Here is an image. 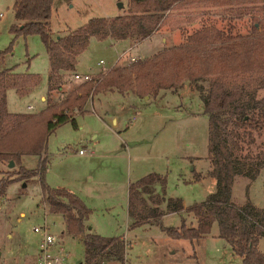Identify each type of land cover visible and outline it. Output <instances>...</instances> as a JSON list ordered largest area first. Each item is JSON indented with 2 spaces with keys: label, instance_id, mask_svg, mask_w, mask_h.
Returning a JSON list of instances; mask_svg holds the SVG:
<instances>
[{
  "label": "rangeland",
  "instance_id": "obj_1",
  "mask_svg": "<svg viewBox=\"0 0 264 264\" xmlns=\"http://www.w3.org/2000/svg\"><path fill=\"white\" fill-rule=\"evenodd\" d=\"M14 1L0 0V52L11 46L0 69L14 67L17 73L35 74L39 84L31 96L24 98L8 90L7 110L36 114L42 110L39 96L45 95L47 89L48 55L39 36L14 38L9 32L17 23L12 10ZM128 1L53 0L49 20L52 36H66L90 19L126 15ZM227 23L228 18L222 17L217 8L208 11L176 8L168 14L153 39L141 42L132 54L137 60L150 57L159 52L162 39H166L165 46L170 47L203 26L227 30ZM249 26L250 18L246 17L238 22L237 28L245 34ZM260 30L264 32V20ZM104 42L90 40L79 58L82 71L109 69L125 50L120 46L111 48ZM101 60L104 64L100 67ZM128 61L129 57H123L115 66H123ZM210 79L198 84L185 82L179 91H161L147 104L141 101L137 113L132 105L139 101L134 102L138 98L131 94L108 93L94 96L93 101L90 96L83 114L75 116L77 128L69 122L58 126L46 136L44 151L39 157L22 156L21 164L26 170H34L39 160L47 159L44 180L49 188L71 190L69 192L80 199L76 192L88 197L94 216L90 224L86 222L87 229L94 225L95 233L102 237L127 236L130 246L125 251L124 263L104 261V264H241V259L218 238L216 222L204 240L192 243L169 239L155 225L144 224L129 231L126 223L128 186L148 174L164 176L166 185L163 192L157 190L158 193L166 198L181 199L185 209L205 201L215 192V180L209 174L213 167L207 158L208 118L203 114L202 102ZM226 80L264 99V73L234 74ZM29 105H33L32 111L27 110ZM113 116L117 117V128L110 123ZM241 146V156L248 155V158L240 160L242 174L235 178L232 201L239 206L253 205L262 217L264 165L254 178L252 176L256 163L264 160V135L253 146L247 147L246 143ZM80 150L88 151L89 156H80ZM105 154L108 157H103ZM16 172L17 167L8 168L4 163L0 166V180L13 179ZM161 207L165 208V204ZM181 215L187 224L192 221L186 212ZM180 220L179 216L167 218L165 225L177 227ZM44 224L55 238L56 247H62L66 253L65 264L83 263L82 242L65 233L60 215L49 212L38 177H35L30 182H12L0 197V264H35L41 234L34 233L33 228ZM259 249L264 250V237Z\"/></svg>",
  "mask_w": 264,
  "mask_h": 264
},
{
  "label": "trees",
  "instance_id": "obj_2",
  "mask_svg": "<svg viewBox=\"0 0 264 264\" xmlns=\"http://www.w3.org/2000/svg\"><path fill=\"white\" fill-rule=\"evenodd\" d=\"M53 0H15L12 6L17 21L9 32L14 38L39 36L49 58L47 105L36 114H12L7 110L6 93L14 90L27 95L37 84L31 74L0 72V162L17 167L13 179L0 180V197L9 184L38 177L42 196L49 212L60 215L65 233L82 239L84 258L81 264L124 263L127 244L120 237H102L88 232L86 222L91 210L75 194L51 189L45 184L46 158L39 160L34 170L21 164L24 155L40 156L46 136L58 126L70 123L76 128L75 116L83 114L88 98L102 92L132 93L139 99L156 97L161 91L181 88L185 82L198 84L211 78L203 98V114L208 118V160L213 170L215 192L205 201L184 208L180 199H165L164 176L152 173L128 186V215L131 228L152 222L172 240L198 242L206 238L213 223L218 225L222 239L241 264H264V250L259 249L264 237V214L251 204L239 206L232 201L235 178L242 174L241 144L253 146L264 135V99L248 92L244 86L230 85L226 79L236 74L264 73V0H129L127 14L113 18L90 19L68 35L54 38L49 20ZM179 10L208 11L217 8L228 18L227 30L203 26L184 35L177 45L163 48L156 54L133 63L115 67L80 84L65 94L59 102L49 99L60 94L62 74L73 73L77 58L89 46L90 40L130 41L135 44L158 32L168 14ZM250 18L249 30L243 34L238 22ZM11 51L0 52V63ZM264 84V83H263ZM262 84V85H263ZM264 160L254 169V178ZM153 204V209L148 207ZM165 203L167 213L186 212L195 220L194 226L184 222L177 228H163L160 220Z\"/></svg>",
  "mask_w": 264,
  "mask_h": 264
},
{
  "label": "crops",
  "instance_id": "obj_3",
  "mask_svg": "<svg viewBox=\"0 0 264 264\" xmlns=\"http://www.w3.org/2000/svg\"><path fill=\"white\" fill-rule=\"evenodd\" d=\"M160 31V30H159ZM154 35V34H153ZM153 35L149 38V39H147L146 41H150V39L153 37ZM56 38H59V37H56ZM153 39V38H152ZM151 39V40H152ZM165 42H166V39H162L161 40V46H160V48H158L159 49V51H161L163 48H167V46H165ZM104 43H106V44H108L109 46H111V48H117V46H120V48H122V49H125V50H123V52H122V54H124L127 50H129L130 49V51H129V53L127 54V53H125V55L123 56V57H128V56H130V57H134V58H136L137 56H135L134 54H132V52H134L135 51V49L139 46V44L140 43H138V44H135V45H130L128 42H125V41H119V42H116V41H112V40H106ZM171 46V45H170ZM169 47V46H168ZM117 52V51H116ZM157 52H158V50H157ZM122 54H120V55H122ZM119 55V56H120ZM81 56V55H80ZM80 56H78V58H77V65H76V67H75V71L73 72V73H63L62 74V81H63V84H62V86H61V89H60V94H52V98L53 99H49V100H51V101H54V102H59L60 100H61V98H63L64 96H65V94H67L68 92H70V91H73V90H75L80 84H82L81 82H79V81H76L75 79H74V76L76 75V74H79V75H89V76H91V77H94V76H98L99 74H101V73H103V72H105V71H108V70H110V69H112L113 67H117V66H115L116 64H114V65H112V67L111 68H109V69H104V68H100L101 70H89V71H82L80 68H79V58H80ZM118 56V57H119ZM140 58V57H139ZM48 61H49V58H48ZM102 61V60H101ZM100 62V61H99ZM103 64H104V62H103ZM127 64H129V61H128V63ZM3 65V61L0 63V66H2ZM126 65V64H125ZM98 66H103V65H100L99 63H98ZM4 70H10L11 71V73H15V74H31V75H34V76H36L37 77V84L30 90V92L27 94V95H25V96H19L17 93V95H18V97L19 98H24V97H27V96H31L34 92H35V89L37 88V86H38V84H39V78H38V76L37 75H35V74H32V73H17V72H15V68L13 67V68H3V69H0V72L1 71H4ZM48 74H49V69H48ZM48 74H47V86H48ZM185 84V83H184ZM183 84V85H184ZM177 91H179V89L177 90ZM108 93H115V92H102V93H99V94H97V95H95V96H98V95H105V94H108ZM117 93V92H116ZM119 94V93H118ZM129 94H131L132 96H134L135 98H137L135 95H133L132 93H126V94H120V95H129ZM93 98L94 97H92V99H91V101H93ZM157 98V97H156ZM153 99L154 101H156L157 99ZM6 100H7V93H6ZM39 100H40V102H41V109H44L45 108V106L47 105V89H46V93H45V95H40L39 96ZM99 100V99H98ZM137 101H139V103L137 104V105H135V104H133L132 105V108L134 109V111H135V109H136V113H137V109L141 106V101L142 102H145V104H147L148 102H150L151 101V99L149 98L148 99V97H145V99H135L134 100V102H137ZM86 104H87V102H86ZM85 104V105H86ZM44 106V107H43ZM27 110H33V105H29L28 107H27ZM9 112V111H8ZM10 113V112H9ZM12 114H18V113H12ZM137 115V114H136ZM133 121H135V118L133 119ZM75 123H76V119H75ZM110 123H111V125H112V127L113 128H117L118 127V120H117V117L116 116H113L112 118H111V121H110ZM76 128H77V123H76ZM83 157V156H82ZM85 157H87V156H85ZM103 157H108V154H105ZM46 162H47V159H46ZM3 164L4 163H2V162H0V166H3ZM208 174V173H207ZM158 175H160V174H158ZM162 176V175H161ZM197 181V180H196ZM155 189H156V194H159V195H161V193H158V191L157 190H159L160 191V188L157 186V187H155ZM69 191H71V190H69ZM72 192V191H71ZM76 193H79L78 195L82 198L81 200L91 209V214H90V216H89V218H88V220H87V222L89 223L90 221H91V218L94 216V211H93V207L92 206H90L88 203H87V201H88V197H85V196H83L82 194H80V192H76ZM214 193V192H213ZM127 196H128V193H127ZM209 196V195H208ZM164 198L165 199H167L165 196H164ZM172 199H175V198H172ZM177 199H179V198H177ZM181 200V199H180ZM182 202V201H181ZM165 203H163L162 205H164ZM161 205V206H162ZM183 205V204H182ZM160 206V210L164 213L163 214V216H162V218H161V220H160V223H161V225H162V227L163 228H171V227H173L172 226V224H168V225H165V220L167 219V218H172V217H175V216H179V218H181V220H180V225L184 222L187 226H194L195 225V220L192 218V221H189V223L187 224L186 222H185V220H184V218H182V215H181V213L182 212H179V213H167L166 212V205H165V208H162ZM148 207H150V209H153V204H151V203H148ZM184 207V206H183ZM101 209V208H100ZM100 211V213H103L101 210H99ZM98 214V213H97ZM190 215V214H189ZM21 216H23L22 214H21ZM192 217V216H191ZM191 220V219H190ZM92 222V221H91ZM126 223H127V228H128V230L129 231H131V230H134V228H131L130 226H131V220H130V217H129V215H128V197H127V203H126ZM90 224V223H89ZM148 225H154V224H152V222L150 221V223H148V224H146L145 226H148ZM179 225V226H180ZM155 226H157V225H155ZM179 226H177V227H179ZM95 226L94 225H89V228H88V232H92V233H95V231H94V228ZM141 227H144V225H141V226H139V227H136V228H141ZM177 227H173V228H177ZM135 228V229H136ZM160 231L162 232V230L160 229ZM163 234H164V232H162ZM96 234V233H95ZM165 235V234H164ZM166 236V235H165ZM120 238H122V239H125V241H126V243L128 244V246L126 247V249L130 246V244H129V242H128V240H127V236H125V234L124 235H122V236H119ZM74 239H77V240H79L80 242H82V239L81 238H79V237H73ZM168 238V237H167ZM170 239V238H169ZM202 240H204V239H202ZM125 256H126V254H125ZM125 261V260H124Z\"/></svg>",
  "mask_w": 264,
  "mask_h": 264
},
{
  "label": "built area",
  "instance_id": "obj_4",
  "mask_svg": "<svg viewBox=\"0 0 264 264\" xmlns=\"http://www.w3.org/2000/svg\"><path fill=\"white\" fill-rule=\"evenodd\" d=\"M129 51H130V49L127 50L125 53L128 54ZM125 53L118 57L117 62H119L123 58ZM128 57H129V63H133V62L137 61V59L134 57H130V56H128ZM99 64L103 65V61H100ZM91 78L92 77L89 75L76 74L74 76V79L76 81L81 82V83L89 82L91 80ZM88 100H90V99H88ZM84 108L82 109V112H83ZM78 154L80 156L85 157V156H89L90 153L88 151H85V150H80L78 152ZM33 232L36 234H41V241L39 242V245H38L35 264H65V262L67 260V255L64 252L62 247H60V246L56 247L57 244H56L55 238L48 233L47 225L44 224L43 227H35V228H33Z\"/></svg>",
  "mask_w": 264,
  "mask_h": 264
},
{
  "label": "water",
  "instance_id": "obj_5",
  "mask_svg": "<svg viewBox=\"0 0 264 264\" xmlns=\"http://www.w3.org/2000/svg\"><path fill=\"white\" fill-rule=\"evenodd\" d=\"M13 167V162L10 161L9 164H8V168H12ZM23 187H25V185L23 184Z\"/></svg>",
  "mask_w": 264,
  "mask_h": 264
}]
</instances>
